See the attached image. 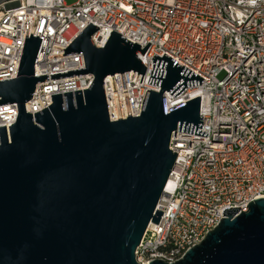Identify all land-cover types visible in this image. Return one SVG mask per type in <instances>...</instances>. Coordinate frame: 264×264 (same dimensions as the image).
Instances as JSON below:
<instances>
[{"label": "water", "instance_id": "water-1", "mask_svg": "<svg viewBox=\"0 0 264 264\" xmlns=\"http://www.w3.org/2000/svg\"><path fill=\"white\" fill-rule=\"evenodd\" d=\"M25 42L17 77L0 81V105L16 103L14 124L0 127V264H140L135 249L151 221L176 152L169 149L176 130L206 136L199 115V96L165 111L163 93L177 96L202 78L175 60L154 55L142 111L132 117L124 72L145 73L140 49L113 31L105 44L91 40L89 24L64 50L83 53L85 68L51 74L52 79L90 73L89 88L51 95L48 108L32 114L24 103L38 82L34 62L42 39ZM133 72L131 78L133 76ZM120 73L128 117L122 119L114 81ZM111 76L118 120L109 121L103 80ZM137 77V76H136ZM130 78V79H131ZM142 78V76H141ZM141 78L140 81L141 82ZM136 81V79H135ZM225 208L218 224L199 244L172 262L149 264H264V198Z\"/></svg>", "mask_w": 264, "mask_h": 264}, {"label": "built area", "instance_id": "built-area-1", "mask_svg": "<svg viewBox=\"0 0 264 264\" xmlns=\"http://www.w3.org/2000/svg\"><path fill=\"white\" fill-rule=\"evenodd\" d=\"M37 16L32 36L44 22L34 76L48 80L38 82L24 103L32 116L51 105V95L91 85L90 73L50 77L85 68L83 53L48 58L64 54L53 46L66 49L90 23L99 28L90 37L97 47L113 31L140 49L150 43L143 55L137 52L145 73H123L132 117L141 113L147 91L159 90L148 83L154 55L166 54L202 78L177 96L163 93L166 112L199 96L198 129L207 135L177 127L171 133L172 185L166 190V183L157 203L163 212L158 225L148 223L135 249L138 263L180 259L218 224L223 209L246 211L249 202L264 198V0H0V81L17 77L26 19L30 37ZM114 81L125 119L120 73ZM103 90L109 121L118 120L111 76L104 78ZM17 115L16 103L0 105V127L7 135Z\"/></svg>", "mask_w": 264, "mask_h": 264}, {"label": "bare ground", "instance_id": "bare-ground-1", "mask_svg": "<svg viewBox=\"0 0 264 264\" xmlns=\"http://www.w3.org/2000/svg\"><path fill=\"white\" fill-rule=\"evenodd\" d=\"M171 185H172V181H171V179H169L167 181L166 190L169 189Z\"/></svg>", "mask_w": 264, "mask_h": 264}, {"label": "rangeland", "instance_id": "rangeland-1", "mask_svg": "<svg viewBox=\"0 0 264 264\" xmlns=\"http://www.w3.org/2000/svg\"><path fill=\"white\" fill-rule=\"evenodd\" d=\"M74 1H76V0H66V3H67V4H71V3H73Z\"/></svg>", "mask_w": 264, "mask_h": 264}]
</instances>
